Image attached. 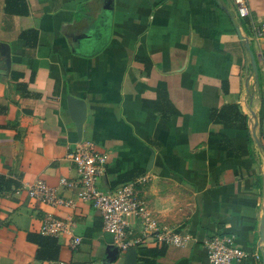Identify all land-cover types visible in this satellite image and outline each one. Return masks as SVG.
<instances>
[{
    "label": "crops",
    "instance_id": "obj_1",
    "mask_svg": "<svg viewBox=\"0 0 264 264\" xmlns=\"http://www.w3.org/2000/svg\"><path fill=\"white\" fill-rule=\"evenodd\" d=\"M246 1L242 18L232 0H27L26 16L0 0V175L19 185L0 192V264H45L28 234H43L46 215L73 221L82 237L76 249L58 237L59 259L72 264H128L134 252L146 264L152 247L162 248L154 264H211L204 241L225 234L260 255L233 264H264V38L251 29L264 21V0ZM29 29L34 45L21 37ZM161 91L168 103L158 111ZM227 104L248 131L211 118ZM87 140L109 155L100 187L113 189L116 171L143 170L146 212L190 234L187 246L122 251L91 204L29 196L44 180L76 198L69 155ZM129 222L138 235L140 221Z\"/></svg>",
    "mask_w": 264,
    "mask_h": 264
},
{
    "label": "built area",
    "instance_id": "obj_2",
    "mask_svg": "<svg viewBox=\"0 0 264 264\" xmlns=\"http://www.w3.org/2000/svg\"><path fill=\"white\" fill-rule=\"evenodd\" d=\"M240 17L250 16L246 0H232ZM251 29L255 39L264 38V21L252 23ZM76 164L77 187L76 198H63L57 190L44 180H37L28 186V193L32 199L52 206L75 207L77 200L91 204L102 217L103 229L113 237L114 244L122 251L139 248L156 242L174 247H185L192 239L188 233H182L174 228L161 226L147 212L145 204L139 197L138 186L145 178L135 179L129 183L110 190L100 187L101 178L106 172L109 155L99 151L92 141L78 143L69 155ZM61 184L69 185L64 178ZM130 218L140 221L142 229L136 236H130ZM42 233L58 238L68 236L71 249H76L82 242V237L74 233V222L58 219L46 215L43 219ZM204 246L211 264H233L249 257L260 259L257 253H249L237 242L234 234H225L206 239ZM45 264H72L63 259L48 260Z\"/></svg>",
    "mask_w": 264,
    "mask_h": 264
},
{
    "label": "trees",
    "instance_id": "obj_3",
    "mask_svg": "<svg viewBox=\"0 0 264 264\" xmlns=\"http://www.w3.org/2000/svg\"><path fill=\"white\" fill-rule=\"evenodd\" d=\"M5 11L7 14L16 16H26L30 12L27 0H5ZM21 37L25 39L28 44L34 45L37 38V31L34 29L24 30L21 33ZM167 99L166 91H161L156 104V109L158 111L161 110L165 101L168 103ZM173 110L176 111L175 109ZM211 118L215 122L223 124L225 128L248 131L247 116L239 110L236 104H227L220 110L213 109L211 111ZM223 142L231 147L235 154H237V149H234V145L227 137L224 136ZM116 173L117 177L112 181V188L129 183L143 175L144 172L140 170L129 172L116 171ZM13 184L19 186L18 183H15L12 179L0 175V192L10 190ZM28 238L38 245L36 254L37 259L42 261L59 259L61 242L58 238L35 232L29 233ZM161 249H158V247L149 249L147 253L150 255V258H144L146 264H154V258L161 253Z\"/></svg>",
    "mask_w": 264,
    "mask_h": 264
},
{
    "label": "water",
    "instance_id": "obj_4",
    "mask_svg": "<svg viewBox=\"0 0 264 264\" xmlns=\"http://www.w3.org/2000/svg\"><path fill=\"white\" fill-rule=\"evenodd\" d=\"M246 47H247V49H248V51H249V53L251 55V60H252L253 68L256 70L257 69L256 58H255V55H254V53H253V51L251 49L250 44L247 41H246ZM82 120H83V116H80L79 117V120L77 121V127H78L79 131H80V127H81ZM153 158H154V155H152V159H151L150 162H152ZM135 250H136L135 248H131L129 250V252H132L133 253ZM136 257H137V254L135 252L133 254H131V256L129 258V261H128V264H134L135 261H136Z\"/></svg>",
    "mask_w": 264,
    "mask_h": 264
}]
</instances>
